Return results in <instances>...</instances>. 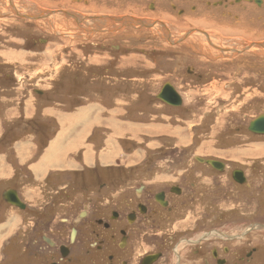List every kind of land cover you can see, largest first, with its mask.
Segmentation results:
<instances>
[{
	"label": "flooded vegetation",
	"instance_id": "1",
	"mask_svg": "<svg viewBox=\"0 0 264 264\" xmlns=\"http://www.w3.org/2000/svg\"><path fill=\"white\" fill-rule=\"evenodd\" d=\"M59 1L52 0L53 3ZM69 1L71 6L65 10L74 16L69 18L89 34L83 45L85 61L83 65L81 61L77 64L84 67L88 85L98 82L95 74L90 77L97 68L105 74L121 72L123 58L131 52H124V45L116 41L134 34L125 33L127 30L135 32V28H141L139 24L149 25L150 29L159 27L164 31L161 37L169 44L164 53L167 66H174L177 72L180 70L179 74L184 72L182 77L189 80L181 84L177 81L163 83L172 86L181 97L182 106L179 108L185 105L184 92L175 85L180 84L188 90L199 86L205 89L216 82L214 75L218 72L215 68H219L207 47L195 45L199 55L206 56H198L205 64L201 66L205 69L198 73L200 68L192 67L188 62L191 58L186 54V46L181 47L185 38L201 36L210 44L217 58L229 56L225 58L229 62H234L235 55L249 53L253 46L261 51L260 47H264V0ZM35 6L38 7L37 4ZM36 10L30 15H37ZM23 20L25 23H36L39 19ZM209 26L214 27L217 36L204 31ZM217 29L226 32L228 37ZM195 30L200 33L194 34ZM235 32L243 35L236 36ZM170 40L181 42V45H173ZM178 45L182 49L175 53L176 60L172 61V46L179 48ZM96 57L103 59L104 63L95 64ZM249 57L244 60L250 67L254 61L264 63V56L260 54ZM76 77L74 75V80L78 79ZM176 79L181 80L180 77ZM251 121L246 133L250 137L264 136L249 130ZM217 149L224 156L211 157L217 159L212 160L217 167L196 160L198 167L195 170L183 167L172 176L171 169L166 171L160 166L156 168L154 177L139 179L135 188L129 181L124 183L123 180L124 184L115 189L111 188V183L99 184L100 189L107 194L112 193V197L87 199V202L75 197V203L70 194L66 195L64 203L68 205L60 227L49 231L46 220L39 223L43 231L38 234V239L50 254L51 264H159L160 260H163L160 264H264V225L252 226L250 221L247 231L236 232L235 225H239L230 223L233 220L231 214L236 212L233 203L236 201L257 205L254 215L264 212V152L241 162L233 157L235 146ZM232 163H237L238 167L232 166ZM94 173L101 176L99 169ZM107 174L113 173L108 171ZM158 176L161 179H156ZM169 177H173L174 181ZM256 183L262 185L258 192L254 188ZM82 198L87 197L83 194ZM191 213H195L197 218H191ZM252 215L244 214L248 219ZM206 220L208 224H205Z\"/></svg>",
	"mask_w": 264,
	"mask_h": 264
},
{
	"label": "rangeland",
	"instance_id": "2",
	"mask_svg": "<svg viewBox=\"0 0 264 264\" xmlns=\"http://www.w3.org/2000/svg\"><path fill=\"white\" fill-rule=\"evenodd\" d=\"M36 4L38 7L35 6ZM70 6L71 3L69 0H60L58 3H53L52 0H0V139L9 140L12 137L14 142L20 136V133H6L7 122L5 119L8 116L6 114V109L14 105L19 109H17V113H15L16 118H13L12 121H26L24 125L31 126V123H29L30 117H28L30 113H32L33 119L39 120L40 115L43 113V109L46 108L47 105H49V107H54L56 102L60 101L67 105V107L63 109L68 110L69 108L74 109V105L80 104L79 102L82 101L83 104L100 100L99 95L94 96V93L91 92L96 90H90L92 88L91 85L88 86L90 89H86L83 88V86H77L82 84L75 81L74 78L73 80L77 85H74L72 79H70L71 73H73V77L76 75L79 78L84 71V76H87L84 67L81 65H83L85 61L83 45L87 38H89V34L83 27L76 25L70 19L74 16L72 13L67 12L68 10H65ZM79 9L82 10V8ZM35 10L38 11V14L30 15ZM22 18L30 19V21H37L39 19L40 21L38 20L36 23H25ZM139 25L141 28H135V32L138 34L133 30H127L125 33L134 34L125 35L121 41H116V43L124 45V52L133 53V51L136 50L135 53H127L128 55L124 56L121 64V67L124 66V70L123 72L120 70L121 72L117 73L123 75L124 78H126L127 75L135 77L134 81L138 84L135 92L145 97L146 100L148 99L149 104H154L157 107L162 102L157 100L156 96L160 93L166 81H177L181 84L189 80L186 77L185 79L182 77L184 72L179 74L180 70L177 72L174 66H167L164 53H166L165 50H168L169 44L161 37L164 35V31L159 27L150 29L149 25ZM213 28L209 26V28H204V31L215 37L217 33L214 32ZM217 30L222 31L221 29ZM193 33L198 34L200 32L195 30ZM222 34L228 37L226 32ZM229 35H231V33ZM235 35L241 37L243 34L235 32ZM192 38H188L187 40L185 38V43L181 47L186 46V54L191 58L188 62L192 64V67H199V73L205 69L201 68V66L205 64L200 57H198L202 55H199L196 46L200 45L205 48L207 47L206 49L209 50L211 52L210 54L213 56H215V51L211 49L210 44H207L206 40L201 36L194 35ZM243 38H245V35ZM251 41L254 40L251 38ZM170 42L173 45L181 43L173 40H170ZM228 43L230 42L226 44ZM236 44L237 43H235L234 46ZM173 47L174 46H172V61L176 60L174 59L175 53L179 51V49H182L180 46L179 48ZM255 47L256 46L251 47L249 53L246 52L242 55L244 57L235 55L234 62H229L225 59L230 58L229 56L224 57V59H219L216 56L214 58L212 56L213 61H215L214 63H216L219 68H215L216 72H218L217 75H214V77H216V82H212L210 87L202 89L200 88L201 86H199V88L196 87L195 89L191 88L188 90L182 88L180 84H174L175 87L184 92L185 105L184 108H173L174 110L167 106L166 108L170 116L168 117L173 124L172 126H174L173 128L179 129L178 127L180 126H187V128L191 130L187 133H179L184 137L182 146L176 145L177 139L171 136L170 138L161 137V139L159 137L157 139L158 143H153L154 145H152L151 148L146 147L145 144L142 146L139 145L140 149H138V145L135 144L132 146L133 148L131 146H125L124 151H122V148H118V153L114 152V156L111 157L108 162L102 163L103 166L112 165V167L104 169L100 167L101 164L97 165V170L99 168L102 169H100L101 176L94 173L96 169H86L90 173H83L85 170L82 171L81 169L80 172H61L57 170L58 173H55L54 177H58L60 180L57 185L54 184L51 186L44 185L45 183L42 182V187H33L34 182L28 178V175L24 174L22 176L21 171L23 170L20 168V171L15 168V172L17 171L19 179L14 181L15 185L11 187L21 189L23 197L26 199L25 203L28 205L38 207L44 201V204H46V206L49 205L50 208L52 204H55V200H59L56 199L59 198V196H56L58 193L64 195V200L67 199L66 195L70 194L69 196H71L72 200L76 197V200H85L86 202L88 201L87 199L96 200V198L99 197H102V199L104 197H112V193L107 194L105 190L102 191L100 189V186L105 182L111 183V188L115 189L121 186L119 184H124L125 181H129L132 187L135 188L140 182L139 179L154 177L156 168L160 166L166 171L171 169L173 173L172 176H174L176 171L182 168L180 167V163L184 164L185 168L195 170L198 167V165H196L197 158L217 160L214 158L211 159V155L213 154H209L210 152H207V149H205L206 147H213V144L221 149L226 146H235V149L232 150L233 157L241 162H244L243 159H251L255 157L256 154L264 152V136L255 137L251 135L250 137L248 133H246L249 121L264 114V63H257V61H254V64L250 67L244 60V58H250L249 56H253L255 53L264 56V47H260L262 51ZM243 51L244 50L241 52ZM247 54L248 56H246ZM202 57L206 58V56ZM177 60L181 59L178 58ZM79 61H81V65H77ZM94 62L97 65H101L104 63V60L100 57H96ZM75 69L79 71H75ZM212 70H214V67ZM101 73L104 74L102 70L100 71L99 68H97L91 75L95 74L99 77V75H102ZM107 74L110 75L111 73L109 72ZM106 77L109 78L108 75ZM106 77H103V79L105 80ZM177 77H180L181 80H177ZM111 80L113 79L110 77V81ZM102 83L104 82L102 81ZM163 83L165 84L163 85ZM95 86L96 84L94 87ZM69 89L71 90L70 92ZM36 91H40L42 94H37ZM96 93H98V91ZM123 93L121 98L127 101L129 92ZM117 96L120 97L121 95L119 94ZM7 97L11 99L6 100L5 98ZM90 97H92L90 101L86 100V98L89 99ZM136 97L137 95L135 94V98ZM235 98L236 101L234 100ZM55 107L61 108L58 105ZM140 107L142 108V106ZM143 108L145 110L140 109L139 111L143 112L142 115L145 116L143 117L140 114V118L146 122L150 118L149 112L147 111L149 108L146 105H143ZM26 109H28V111ZM163 109L165 110V107H163ZM181 109L183 112L182 119L187 115V125L181 123L179 118ZM169 111L172 112L170 113ZM126 116L127 112L124 117ZM22 122L20 123L22 124ZM34 123L35 122H33V124ZM18 126L20 125L18 124ZM13 130L14 125L11 131L13 132ZM4 131L5 133H3ZM238 131H241V133H237ZM126 134L128 135V133ZM135 134L143 135L144 133ZM172 134L174 135V133ZM7 135H10V138L8 136L7 139ZM131 137H129V139ZM137 138L140 137H136V139ZM143 140L147 143L146 139ZM152 140L153 139L149 140L148 143L150 144ZM250 140H252V143H250L251 145L249 144ZM162 146H166V148L162 149ZM217 147L216 150L219 151ZM217 151L215 155L224 157L223 152H220L221 150L219 153ZM165 162L167 164H165ZM235 164L233 165L232 163V166H237V163ZM117 165L120 167L117 168ZM108 171L113 172L114 175H108ZM81 174L82 176H80ZM167 176L169 175L167 174ZM169 178L174 181L173 177ZM156 179H161V177L158 176ZM98 180L100 181L98 182ZM121 180H123L124 183H122ZM68 182L70 183L67 184ZM254 188L257 192L260 191L262 188L261 183H256ZM1 190L0 208L3 209V207H5V211L1 214L0 222L6 220L9 223L15 220L17 223L14 225L18 228L17 225H19L20 220L22 221V215L19 211L13 210V208H9L3 204ZM83 194L87 197L86 199L82 198ZM52 196H55V198ZM76 200H74L75 203ZM81 203H83V201H81ZM233 203L235 204L234 209L236 212L231 214L233 220L230 221V223L233 222V225H239H235L236 232L247 231L250 221L252 226L264 225V214H262L264 212L261 211L259 212L261 214L256 213V215H254V210L258 208L257 205L254 206L252 202L245 201H236ZM262 205L264 207V203ZM228 206H226V209H229ZM232 208L233 206H231V209ZM240 210H244L245 212H240ZM0 213H2V211H0ZM244 214L253 215L248 219ZM190 215L191 218H197L195 213H191ZM28 218L29 220L27 223H30L32 216L29 215ZM244 222H246L245 226ZM8 223L0 227V259L4 258L3 247L6 245L5 241H8L11 238L10 236L19 229L15 226L8 228V226H6ZM208 223L209 222L206 220L205 224ZM33 226L34 225L31 224L29 228H26L27 232L24 237L22 236L24 232H19V236L21 237V241L24 240L25 243H29L35 250L33 241L40 236L33 233ZM14 235H16V233L12 236ZM158 250L164 249L159 248ZM162 261L163 260H160L159 264Z\"/></svg>",
	"mask_w": 264,
	"mask_h": 264
},
{
	"label": "crops",
	"instance_id": "3",
	"mask_svg": "<svg viewBox=\"0 0 264 264\" xmlns=\"http://www.w3.org/2000/svg\"><path fill=\"white\" fill-rule=\"evenodd\" d=\"M120 69L123 72L124 66ZM118 73H111V76L105 73H101L102 75H99V77L95 75L98 82L94 83V85L96 84L95 87L91 85V89L88 88L89 85L86 81V76H84V71L82 75L79 76V81L75 79V81L82 85H77L74 82L73 73H71L70 79H72L74 85L79 87L83 86V88L90 90L96 89L98 93H96V90L91 92L94 93V96L99 95L100 100L83 104L82 101L79 102L80 104L74 105V109L69 108L68 110L63 109L67 107V105L60 101L56 102V105L61 108L55 107L56 105L54 107H49V105H47V107L43 109V113L40 115L39 120L33 119L34 117L32 118L33 115L30 113L28 117H30L29 123H31V126L24 125L26 121H12L13 118H16L15 113H17V109H19L16 105L6 109V114L8 115L5 119L7 122L6 133H20V136L14 142L12 137L9 140L0 139V190L2 189L1 194L3 195L7 190L16 189L21 201L26 205V208L25 210H21L2 200L5 206L13 208V210H17L21 213L22 221L20 220L19 225H17L19 229L14 225L17 223L15 220L9 223L6 220L0 222V227L8 223V225H6L8 228L15 226L18 229L15 232L16 235L12 236L15 234L13 233L10 236L11 238L5 241L6 245L3 247L4 258L0 259V263L51 264L50 254L45 250L44 244L40 243L36 238L33 241V245L35 246L34 250V247L30 246L29 243H25L24 240L21 241L19 232H24L22 235L24 237L27 232L26 228H29L32 224L34 225L33 233L39 234L43 231L39 223L45 220L48 222L46 228L49 231L57 229L60 227V220L65 215L66 205H68L64 203L66 202L63 198L64 195H60L59 193L56 195L59 196V198H56L59 200H55V204H52L50 208L49 205L46 206V204H44V201L38 207L25 203L26 199H24L21 189L11 187L15 185L14 181L19 179V175L17 171L15 172V168L20 171L21 169L23 170L21 171L22 176L24 174L28 175V178L34 182L33 187H42L43 183H45L44 185L51 186L54 184L57 185L60 180L58 177H54L55 173H58L57 170L61 172H80L81 169L89 173L86 169L95 170L97 165L100 164V167L104 169L112 167V165L103 166L102 163L108 162L115 153H118V148H122V151H124L125 146L132 147L134 144L138 145V147L139 145L142 146L145 144L146 147L151 148V146L154 145L153 143H158L157 139L159 137L161 139V137L170 138L171 136L177 139L176 145L182 146L184 137L179 133H187L191 130L187 128V126H180L178 127L179 129L173 128L174 126H172L173 124L171 123L166 108L167 106L174 110L179 107H171L160 100L159 101L162 103L157 107L154 104H149L148 99L146 100L145 97L135 92L138 87V84L134 81L135 77L127 75L126 78H124L123 75ZM107 75L109 78L106 77ZM90 77H93V75H90ZM103 77H106V79L104 80ZM110 77L113 80L110 81ZM102 81L104 83H102ZM70 91L69 89V92ZM123 92H129L127 101L121 98L124 94ZM119 94L121 95L120 97L117 96ZM135 94L137 95L136 98ZM5 99L10 100L11 98L7 97ZM91 99L92 97L89 99L86 98L88 101ZM143 105L149 108L147 111L149 112L150 118L146 122L140 118V114L142 115L143 112L139 110H145ZM140 106H142V108ZM162 106L165 107V110ZM26 110L28 111V109ZM126 112L127 116L124 117ZM169 112L171 113L172 111ZM182 113L181 109V112H179L181 123L187 125V115L182 119ZM142 116L144 117L145 115ZM16 122L20 126H18ZM20 122H22V124ZM33 122L35 123L33 124ZM13 125L14 130L12 132L11 129ZM3 133H5V131ZM126 133H128L129 136ZM135 133L144 134L136 135ZM172 133H174L175 136ZM8 136L10 138V135H7V139ZM129 137L131 138L129 139ZM136 137L140 138L136 139ZM143 139H146L147 143L144 142L145 140ZM151 139L153 140L150 141L149 144L148 141ZM212 146L213 147H206L205 149H207V152H210L209 154H213L211 156H217L215 155L217 145L213 144ZM164 148H166V146H162V149ZM138 149H140V147ZM217 152L219 153V151ZM165 164L167 163L165 162ZM116 167L119 168L120 166L117 165ZM180 167L183 168L184 164L180 163ZM100 169L101 168H99V170ZM112 175H114V173ZM80 176H82V174ZM69 183L70 182L67 184ZM52 197L55 198V196ZM0 211H2V213H0L1 219V214L5 211V207H3V209L0 208ZM29 215L32 216V220L30 223H27Z\"/></svg>",
	"mask_w": 264,
	"mask_h": 264
},
{
	"label": "water",
	"instance_id": "4",
	"mask_svg": "<svg viewBox=\"0 0 264 264\" xmlns=\"http://www.w3.org/2000/svg\"><path fill=\"white\" fill-rule=\"evenodd\" d=\"M37 94H42L40 91H36ZM157 99L174 107L182 106V100L177 91L170 85H165L161 92L158 94ZM249 130L255 132V134L264 135V115L253 121L249 127ZM197 161L212 167H217V163L212 160H204L197 158ZM3 200L21 210L26 208V205L19 198V194L16 190H7L2 195Z\"/></svg>",
	"mask_w": 264,
	"mask_h": 264
},
{
	"label": "bare ground",
	"instance_id": "5",
	"mask_svg": "<svg viewBox=\"0 0 264 264\" xmlns=\"http://www.w3.org/2000/svg\"><path fill=\"white\" fill-rule=\"evenodd\" d=\"M66 24H67V23H66ZM62 25H63V24H62ZM62 25H61V26H62ZM68 25H69V24H68ZM63 26H64V25H63ZM67 27H68V26H67ZM67 27H66V28H67ZM57 28H58V26H57ZM70 28H71V27H70ZM58 29H59V28H58ZM62 29H63V28H62ZM62 29H61V30H62ZM59 30H60V29H59ZM161 90H162V89H161ZM160 92H161V91H160ZM171 107H174V106H171ZM174 108H177V107H174ZM51 149H52V148H51ZM58 151H59V150H58ZM59 155H61V154H59ZM196 160H197V159H196Z\"/></svg>",
	"mask_w": 264,
	"mask_h": 264
}]
</instances>
